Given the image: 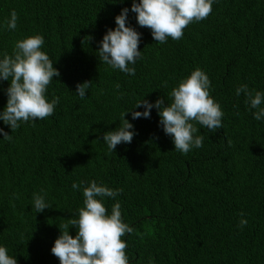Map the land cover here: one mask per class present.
I'll use <instances>...</instances> for the list:
<instances>
[{"label": "trees", "instance_id": "1", "mask_svg": "<svg viewBox=\"0 0 264 264\" xmlns=\"http://www.w3.org/2000/svg\"><path fill=\"white\" fill-rule=\"evenodd\" d=\"M131 3L0 0V25L12 11L18 16L15 30L0 26V59L13 54L18 39L40 34L41 50L60 72L46 92L49 101L59 98L51 116L20 122L12 132L0 120L12 137L0 133V246L17 264H60L51 253L59 227L78 218L83 187L95 180L123 190L103 203L110 214L119 202L122 221L133 228L122 237L130 264H264V118L257 121L256 109L236 94L240 85L264 93V0H214L206 19L163 44L137 24ZM125 7L128 24L141 33V57L129 65L135 75L97 53ZM196 68L210 80L223 127L208 132L197 124L203 146L184 154L155 107L150 118L133 120L131 112L144 111L133 108L141 99L170 103L172 88ZM86 80L91 86L81 98L76 85ZM8 86L0 79V111ZM124 112L135 134L111 152L102 137ZM33 193H46L51 207L36 212ZM69 234L76 235L74 226Z\"/></svg>", "mask_w": 264, "mask_h": 264}, {"label": "clouds", "instance_id": "2", "mask_svg": "<svg viewBox=\"0 0 264 264\" xmlns=\"http://www.w3.org/2000/svg\"><path fill=\"white\" fill-rule=\"evenodd\" d=\"M122 2V0H121ZM214 0H132L131 11L135 13L137 24L151 30V34L158 43H166L168 38L180 40L184 29L192 24L206 19L212 12ZM129 8H122L115 16V28H109L99 41L98 56L102 62L123 73L135 75L134 65L141 57L138 45L141 38L135 28L128 24ZM18 16L15 11L2 27L8 30L17 28ZM91 37L87 36V41ZM44 38L40 34H33L18 39L15 42L12 55L4 54L0 59V79L9 81L6 95L7 101L0 120L12 131L20 127V122L29 120H43L51 116L59 102L58 97L49 101L46 97L47 88L54 77L60 72L53 66L49 55L42 51ZM91 86V80L77 83L76 93L84 98L86 90ZM210 80L199 68L182 78L173 87L171 102L164 105L158 98L154 103L141 99L136 103L144 111H132V119L150 118V110L155 107L160 117L159 124L164 133L172 138L174 148L187 154L192 148L203 146V135L198 132L197 124L207 128L208 132L221 129L224 115L221 106L210 95ZM117 89L120 85H115ZM243 93L252 109L254 118L259 121L264 118V93L249 89L247 85H240L236 94ZM127 112V111H126ZM3 138L11 140L9 133L0 128ZM134 126L125 119L122 113L119 126L114 130L104 132L102 139L109 151L115 152L117 145L131 143L134 137ZM81 184L84 182L81 181ZM80 184L73 183L77 189ZM41 189V193H43ZM122 189H112L95 180L83 187V207L78 209V218L69 219L59 227L60 234L54 240L51 253L58 258L60 264H130L126 254L127 243L122 237L133 232V228L122 221L121 206L116 202L110 214L103 199L115 198ZM44 194L33 193V206L36 212H42L51 205ZM239 227L243 228L248 221L241 213ZM69 226L76 228V235L69 234ZM0 264H17L15 257L8 254V249L0 246ZM151 264V262H150Z\"/></svg>", "mask_w": 264, "mask_h": 264}]
</instances>
